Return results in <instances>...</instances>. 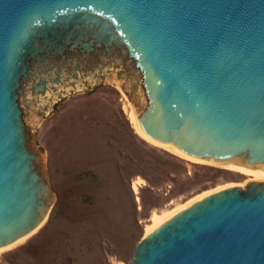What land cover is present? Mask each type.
Here are the masks:
<instances>
[{
	"label": "water",
	"instance_id": "95a60500",
	"mask_svg": "<svg viewBox=\"0 0 264 264\" xmlns=\"http://www.w3.org/2000/svg\"><path fill=\"white\" fill-rule=\"evenodd\" d=\"M103 76L140 93L150 139L264 171V0H0V249L37 231L56 196L28 106ZM129 264H264V181L186 206Z\"/></svg>",
	"mask_w": 264,
	"mask_h": 264
},
{
	"label": "rangeland",
	"instance_id": "374dc122",
	"mask_svg": "<svg viewBox=\"0 0 264 264\" xmlns=\"http://www.w3.org/2000/svg\"><path fill=\"white\" fill-rule=\"evenodd\" d=\"M144 108L137 89L115 76L63 82L28 106L56 196L37 231L0 251V264H129L153 212L251 180L144 136L133 121Z\"/></svg>",
	"mask_w": 264,
	"mask_h": 264
},
{
	"label": "bare ground",
	"instance_id": "6f19581e",
	"mask_svg": "<svg viewBox=\"0 0 264 264\" xmlns=\"http://www.w3.org/2000/svg\"><path fill=\"white\" fill-rule=\"evenodd\" d=\"M111 79H112V78H111ZM87 80H89L90 83L92 82V78H90V79L88 78ZM113 80H114V81H117V79H113ZM77 85L80 86V87L86 86V84L83 83V82H78ZM70 86H71V85H70ZM71 87H72V86H71ZM69 89H70L69 87H64V88L59 89V91L53 92L52 94H50L51 96H49L48 98L45 99V100H46V103H47V102H50V100H53V99L57 98L58 95H61V94L63 95V94L68 93ZM47 104H48V103H47ZM47 104H46V105H47ZM140 114H141V113H140ZM140 114H138V115H133V121H134V123H135V126H136L137 130H138L140 133H142L144 136H146V135L144 134V132H143V130H142V128H141L139 122H138V118L140 117ZM146 137H147V136H146ZM147 138H148V137H147ZM151 140H152V139H151ZM155 142H156V141H155ZM157 143H158V142H157ZM158 144H160V143H158ZM161 145H163V144H161ZM163 146H165V145H163ZM165 147H167V146H165ZM168 148H169V147H168ZM170 149H171V148H170ZM171 150L177 152L178 154L180 153V152H178V151H176V150H174V149H171ZM181 154H182V153H181ZM191 158H193V157H191ZM193 159H195V158H193ZM195 160H199V159H195ZM211 164H212V163H211ZM222 166H223V165H222ZM225 167L230 168V169L235 170V171H238V172H241L242 174H245V175L249 176V178H250L251 180L264 181V171L254 170V169H249V168H246V167H228V166H225ZM222 188H224V187H222ZM220 189H221V188H219V189H214V190L207 191V192H204V193H202V194H200V195L194 197V198L191 199L190 201H187L186 203H184V204H182V205H179V206H177V207H175V208H173V209H171V210H166V211H162V212H157V211L153 212V213H152V216H151V223H150L149 225L146 226L144 236H145L149 231H151L153 228H155L156 226H158V225H160L161 223L165 222L166 220L170 219L173 215H175L177 212H179L180 210H182V209L185 208L186 206L190 205L191 203L195 202L196 200H199L200 198L206 196L207 194H209V193H211V192H213V191L220 190ZM46 218H47V217H46ZM46 218H45V220H46ZM45 220H44V221H45ZM30 236H31V235H30ZM25 238H26V237H25ZM25 238H23V239H25ZM23 239H21V240H19V241H17V242H14V243H12V244L6 246V247L1 248L0 251H1V250H4V249H8V248H10L11 246H14L15 244H18V243L21 242Z\"/></svg>",
	"mask_w": 264,
	"mask_h": 264
}]
</instances>
